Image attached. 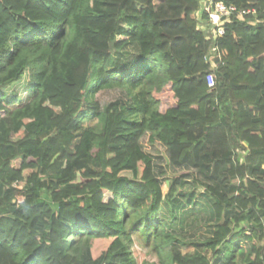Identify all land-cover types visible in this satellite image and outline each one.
Returning <instances> with one entry per match:
<instances>
[{
	"label": "trees",
	"instance_id": "1",
	"mask_svg": "<svg viewBox=\"0 0 264 264\" xmlns=\"http://www.w3.org/2000/svg\"><path fill=\"white\" fill-rule=\"evenodd\" d=\"M216 1L212 69L202 0H0V264H264V0Z\"/></svg>",
	"mask_w": 264,
	"mask_h": 264
},
{
	"label": "rangeland",
	"instance_id": "2",
	"mask_svg": "<svg viewBox=\"0 0 264 264\" xmlns=\"http://www.w3.org/2000/svg\"><path fill=\"white\" fill-rule=\"evenodd\" d=\"M22 94L24 95V92H22ZM131 96L132 93H130L126 88L116 87L97 91L93 96V100L95 103L101 105V107H104L105 105L117 100L130 101ZM90 124H92L90 120H85L83 122L85 127ZM143 146L148 153L152 154L156 158V162L159 164L158 170L162 178H171L174 174H177L179 171H181L180 169L169 167L167 165L168 155L166 148L160 143H152L149 141V137H147L143 140ZM164 169L166 170V174L162 176L161 170ZM164 190L167 191V185L164 186ZM197 198L199 201H205L201 198V196H198ZM199 215L202 219H199L198 222L193 220L192 225L189 227L186 225L184 228H180L179 226L173 227L172 230L175 234V237L184 243L206 238L209 235V225L212 223V221H209V219L207 220L208 214L205 212H200ZM160 231L165 233L167 232V229L163 228ZM184 251H194V247L191 245L185 246Z\"/></svg>",
	"mask_w": 264,
	"mask_h": 264
},
{
	"label": "built area",
	"instance_id": "3",
	"mask_svg": "<svg viewBox=\"0 0 264 264\" xmlns=\"http://www.w3.org/2000/svg\"><path fill=\"white\" fill-rule=\"evenodd\" d=\"M248 12L239 10L235 5L226 4L224 1H203L198 16L203 21L202 13L207 14V20L206 23L203 22V27L207 33V38L213 41V45L206 57L207 61L212 65V69H215L217 63L222 61L220 49L216 42L225 34L226 23L231 22L235 17L238 20H243L244 15ZM255 22L257 23L258 21ZM207 82L209 87L215 86L216 79L213 72L207 75Z\"/></svg>",
	"mask_w": 264,
	"mask_h": 264
},
{
	"label": "crops",
	"instance_id": "4",
	"mask_svg": "<svg viewBox=\"0 0 264 264\" xmlns=\"http://www.w3.org/2000/svg\"><path fill=\"white\" fill-rule=\"evenodd\" d=\"M203 1H205V0H202V4H203Z\"/></svg>",
	"mask_w": 264,
	"mask_h": 264
}]
</instances>
